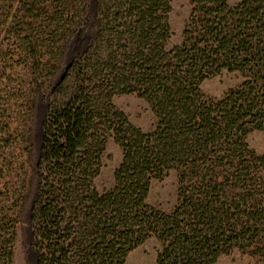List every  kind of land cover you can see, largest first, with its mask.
<instances>
[{
	"label": "trees",
	"instance_id": "trees-1",
	"mask_svg": "<svg viewBox=\"0 0 264 264\" xmlns=\"http://www.w3.org/2000/svg\"><path fill=\"white\" fill-rule=\"evenodd\" d=\"M188 3L182 41L168 47L170 0H95L91 24L89 0H0V264H13L26 214L35 264H126L150 238L156 264L233 251L264 264V154L248 143L264 130V0ZM223 70L240 83L206 96ZM130 94L151 108V130L114 104ZM110 139L122 158L99 192ZM171 171L177 201L165 212L147 200Z\"/></svg>",
	"mask_w": 264,
	"mask_h": 264
},
{
	"label": "rangeland",
	"instance_id": "rangeland-1",
	"mask_svg": "<svg viewBox=\"0 0 264 264\" xmlns=\"http://www.w3.org/2000/svg\"><path fill=\"white\" fill-rule=\"evenodd\" d=\"M240 0H226L229 5H234ZM170 27L171 38L168 47L178 45L182 41V31L185 21L189 15L190 6L188 0H170ZM96 12L95 0H89V10L87 19L91 24ZM89 34L75 38L66 55V64L80 53L87 41ZM241 78L236 73L225 70L218 75L203 82L201 89L203 93L213 99L222 97L230 88L237 86ZM114 104L122 110L132 124L149 131L155 122V117L148 103L139 98L136 94L121 95L114 98ZM46 112V103L41 101L37 106L35 125V145L39 146L41 137V122ZM250 147L258 154H264V130L252 132L248 137ZM122 158L120 148L112 139L107 142L103 155V164L96 178V188L99 192L109 189L114 180V171L118 167ZM178 180L175 172L171 171L160 179L154 180L151 184L148 203L165 212H170L177 201ZM32 230L25 215L24 222L17 230L16 243L14 248L13 264H35V255L31 247ZM160 251V243L155 238H150L141 246L129 253L126 264H156L157 255ZM216 264H250L247 255L238 251L222 255Z\"/></svg>",
	"mask_w": 264,
	"mask_h": 264
}]
</instances>
